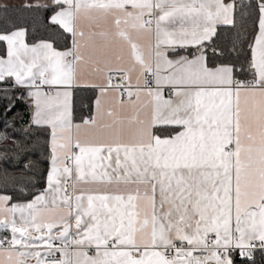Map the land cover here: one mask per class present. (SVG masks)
<instances>
[{
	"label": "snow or ice",
	"instance_id": "obj_1",
	"mask_svg": "<svg viewBox=\"0 0 264 264\" xmlns=\"http://www.w3.org/2000/svg\"><path fill=\"white\" fill-rule=\"evenodd\" d=\"M24 8L0 4V126L27 102L49 168L0 173V264H264V0Z\"/></svg>",
	"mask_w": 264,
	"mask_h": 264
},
{
	"label": "trees",
	"instance_id": "obj_2",
	"mask_svg": "<svg viewBox=\"0 0 264 264\" xmlns=\"http://www.w3.org/2000/svg\"><path fill=\"white\" fill-rule=\"evenodd\" d=\"M0 4L5 3H3V0H0ZM7 5L11 10L9 14L13 19L19 18L20 20H25L33 15L24 8V5ZM248 27L250 31L251 26L249 25ZM74 99L77 116H79L81 111H87L85 105L92 104L93 91L81 89L75 93ZM26 104L27 102L21 103L16 109V112L20 114L22 119H16L15 128L0 126V136L7 131L10 136L14 135L20 141L21 147H26L27 151L19 153L16 144L11 139H0V154H3L4 150H8L5 159L0 160V173L7 167L11 171V175L17 178V182L27 185L31 192L38 191L44 186L45 176L49 168V144L47 135L41 129H29L25 123L29 119V111ZM8 123H12V116L9 117ZM14 153L19 155V160L14 158ZM9 159L13 161L12 164L7 163ZM24 164H30V170H25ZM16 195L19 200L27 198L19 192Z\"/></svg>",
	"mask_w": 264,
	"mask_h": 264
},
{
	"label": "crops",
	"instance_id": "obj_3",
	"mask_svg": "<svg viewBox=\"0 0 264 264\" xmlns=\"http://www.w3.org/2000/svg\"><path fill=\"white\" fill-rule=\"evenodd\" d=\"M34 0H3V3L9 5H25L27 3H33ZM43 2V0H41Z\"/></svg>",
	"mask_w": 264,
	"mask_h": 264
}]
</instances>
